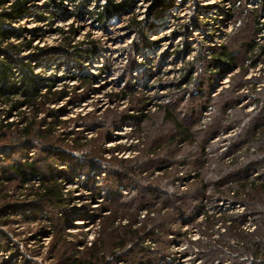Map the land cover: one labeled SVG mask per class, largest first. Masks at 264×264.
Returning a JSON list of instances; mask_svg holds the SVG:
<instances>
[{
	"label": "rangeland",
	"instance_id": "obj_1",
	"mask_svg": "<svg viewBox=\"0 0 264 264\" xmlns=\"http://www.w3.org/2000/svg\"><path fill=\"white\" fill-rule=\"evenodd\" d=\"M48 1L13 27L43 32L49 53L22 55L42 92L68 94L36 118L34 150L0 151V264H264V57L247 49L264 1L134 0L103 24L88 14L103 0ZM56 28L97 52L76 63ZM25 159L40 179L9 170Z\"/></svg>",
	"mask_w": 264,
	"mask_h": 264
},
{
	"label": "trees",
	"instance_id": "obj_2",
	"mask_svg": "<svg viewBox=\"0 0 264 264\" xmlns=\"http://www.w3.org/2000/svg\"><path fill=\"white\" fill-rule=\"evenodd\" d=\"M102 5H98L88 14L93 17L94 21L103 24L112 16L129 9L134 0H103ZM161 0L155 1L156 9H159ZM264 1V0H262ZM35 0H0V151L4 148H12L16 150L28 151L34 150L38 143L39 127L36 118L45 107L48 109L50 103H56V100L67 97L65 91H53L54 84L50 79L47 81V89L42 92L41 83L43 82L35 73L34 67L30 61H25L23 53L29 52L34 59L43 57L49 51L33 46L34 39L42 36L43 32L39 29H31L30 38L26 39L21 36L23 28L14 29L13 24L19 22L25 15L29 14V8L34 5ZM63 0H49L44 7L52 4L56 9L62 4ZM85 8V2L80 1L76 5V15L81 12L80 9ZM161 8V6H160ZM35 13V12H34ZM39 19L43 12H36ZM41 19V20H42ZM132 27L137 34L143 36V27L139 23L133 21ZM264 30V23L259 25L258 31ZM57 35L62 37L60 50L66 53V56L74 60L76 63L85 58L93 56L97 52V46L91 41L87 47L81 49L79 45L73 44L76 30L71 28L64 31L56 28ZM11 37L20 39L18 43L10 41ZM264 37V36H263ZM248 59L252 60L251 66H255L254 58L264 57V42L261 44H249ZM220 55L230 63L233 61V55L226 48H222ZM74 78V77H71ZM95 75L86 73L82 78L85 86H91L95 80ZM28 111V115L25 114ZM45 110V109H44ZM53 112L52 110H46ZM11 116H16L17 121H10ZM186 134V131H182ZM3 154V153H1ZM6 156V154H4ZM12 174L18 176L23 183L27 182V177L33 176L40 179V174L36 168L35 161L29 162L25 159L23 164L13 161L9 165ZM40 200H49L51 203H58L62 200V193L56 185H44L39 189Z\"/></svg>",
	"mask_w": 264,
	"mask_h": 264
},
{
	"label": "bare ground",
	"instance_id": "obj_3",
	"mask_svg": "<svg viewBox=\"0 0 264 264\" xmlns=\"http://www.w3.org/2000/svg\"><path fill=\"white\" fill-rule=\"evenodd\" d=\"M223 83H226V82H223Z\"/></svg>",
	"mask_w": 264,
	"mask_h": 264
}]
</instances>
